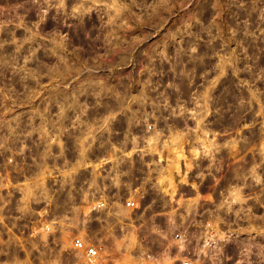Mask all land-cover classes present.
Masks as SVG:
<instances>
[{
	"label": "built area",
	"instance_id": "1",
	"mask_svg": "<svg viewBox=\"0 0 264 264\" xmlns=\"http://www.w3.org/2000/svg\"><path fill=\"white\" fill-rule=\"evenodd\" d=\"M61 88L54 116L0 123L1 243L70 240L72 264H107L105 239L137 249L151 213L170 264H264V191L224 162L197 91L101 93L97 107L94 91ZM77 216L102 228L83 233Z\"/></svg>",
	"mask_w": 264,
	"mask_h": 264
},
{
	"label": "rangeland",
	"instance_id": "2",
	"mask_svg": "<svg viewBox=\"0 0 264 264\" xmlns=\"http://www.w3.org/2000/svg\"><path fill=\"white\" fill-rule=\"evenodd\" d=\"M62 86L94 91L97 107L98 93L197 91L208 123L215 116L212 132L228 140L220 147L224 162L249 173L257 199L263 196L264 0H0V123L43 122L45 110L54 116ZM237 90L247 102L238 137L253 140L239 161L232 130ZM150 215L136 231L143 246L119 233L105 239L113 258L107 264H170ZM89 222L74 218L83 233L102 228ZM121 247L133 253H117ZM146 247L153 257L138 256ZM61 261L75 262L70 240L0 242V264Z\"/></svg>",
	"mask_w": 264,
	"mask_h": 264
},
{
	"label": "flooded vegetation",
	"instance_id": "3",
	"mask_svg": "<svg viewBox=\"0 0 264 264\" xmlns=\"http://www.w3.org/2000/svg\"><path fill=\"white\" fill-rule=\"evenodd\" d=\"M239 90L236 91L235 96H234V100H235V121L232 127L233 130V134H234V145H235V154H234V158L239 161L241 158L240 152L241 151H245V147H247V150H250V148H252L253 146V140L247 139V140H240L239 139V130H240V122H239V110H238V106H239ZM221 130H224L223 128ZM222 136V135H221ZM221 141H223V145L226 144V142L228 141L227 139H224L223 137L220 138ZM249 144V145H247ZM227 157V156H226ZM224 156V158H226ZM249 162H251L252 166H254V162H255V155L252 152L251 155H249Z\"/></svg>",
	"mask_w": 264,
	"mask_h": 264
},
{
	"label": "bare ground",
	"instance_id": "4",
	"mask_svg": "<svg viewBox=\"0 0 264 264\" xmlns=\"http://www.w3.org/2000/svg\"><path fill=\"white\" fill-rule=\"evenodd\" d=\"M98 94H100V93H98ZM241 95L239 96V101H240V103H239V106H238V110H239V122L241 121V119H242V117H243V112H244V110L246 109V105H245V103L247 104V102H245V103H243V102H241ZM245 101V98L243 97V99H242V101ZM243 103V104H242ZM247 145H249V144H247ZM222 156H223V154H222ZM223 160H224V158H223ZM230 163V162H229Z\"/></svg>",
	"mask_w": 264,
	"mask_h": 264
}]
</instances>
